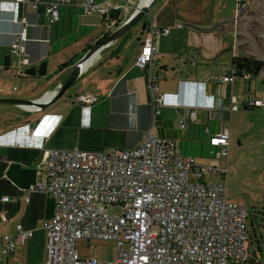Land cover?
<instances>
[{
    "label": "crops",
    "instance_id": "1",
    "mask_svg": "<svg viewBox=\"0 0 264 264\" xmlns=\"http://www.w3.org/2000/svg\"><path fill=\"white\" fill-rule=\"evenodd\" d=\"M80 2L72 0L62 5L60 20L49 24L44 5L35 10L31 0L25 3L0 0V98L37 99L53 94L70 74L72 64L103 38L110 21L96 13L83 14ZM133 2L138 4L140 0ZM242 2L158 0L145 24L141 22L101 49L63 97L49 107L28 111L0 105V235L15 233L19 224L33 231L32 237L17 245L12 260L22 264L46 260L44 225L55 213V201L42 190L29 191L32 184L40 181L38 168L43 148L87 152L132 149L151 130L172 140L176 150L185 155L211 157L218 148L211 145L210 139L223 129L230 131V148L233 122L241 111L264 115V106L244 108L251 96H264V76H261L264 68L248 79L237 76L233 81H222L232 72L235 58L264 61L248 52H256L252 44H239L250 39L239 35L246 32L262 44L264 56L263 25L257 20H241L244 16H256L264 22V0H245L246 7L238 12ZM23 18L26 22L21 23ZM153 19L158 26L171 29L170 34L155 39L153 74L158 77L160 91L168 94V103L162 107L156 123L148 80L144 70L136 65L146 24ZM180 23L184 26L178 27ZM186 24L217 29L199 30ZM22 25L28 27L24 46L30 66L47 61L45 76L19 75L13 67L17 57L10 46ZM81 94L95 95L98 100L82 104L77 101ZM212 102L238 104L242 109L228 111L219 106L211 109ZM187 109L196 110V119L190 118ZM6 196L9 201L3 200ZM2 214H7L9 221H2ZM96 252L92 250L95 258ZM0 264H7V260Z\"/></svg>",
    "mask_w": 264,
    "mask_h": 264
},
{
    "label": "built area",
    "instance_id": "2",
    "mask_svg": "<svg viewBox=\"0 0 264 264\" xmlns=\"http://www.w3.org/2000/svg\"><path fill=\"white\" fill-rule=\"evenodd\" d=\"M25 3L27 0H17ZM36 10L45 7L49 24L61 18L60 7L72 0H31ZM83 14H99L109 21L112 13L122 12L125 20L137 4L133 0H81ZM246 7V5H245ZM241 11V3L238 12ZM1 14V12H0ZM26 22V18L21 23ZM114 24L115 21H112ZM136 65L144 70L151 92L153 119L167 105L168 94L160 91L158 77L153 74L156 54L155 39L168 35L170 27H160L155 19L147 24ZM178 24V27H183ZM28 27L22 25L10 49L17 57L13 66L19 75H26L30 66L24 43ZM249 73L232 70L222 81L230 82ZM98 97L81 94L77 101L92 104ZM178 103V102H175ZM176 106L179 104H175ZM181 105V104H180ZM249 108L264 106V96H251ZM228 111L242 109L238 104L215 105ZM29 111V110H28ZM192 120L196 110L187 109ZM185 125L182 118L181 126ZM218 148L216 159L228 155L230 131L223 129L211 137ZM228 168L213 161L199 162L175 148V143L148 131L142 143L132 149L112 148L100 152L77 149L43 148L38 174L40 181L29 191L42 190L55 201V213L44 225L46 260L39 264H238L250 259L246 251L248 209L230 202L227 184L206 182V177L226 179ZM29 191L26 200H30ZM9 201L8 196L3 198ZM120 206L121 215L108 213V206ZM2 221H9L2 214ZM33 231L22 224L15 233L0 235V262L22 264L12 260L17 245L32 237ZM80 239L114 240L118 256L113 261L83 258L77 249Z\"/></svg>",
    "mask_w": 264,
    "mask_h": 264
},
{
    "label": "rangeland",
    "instance_id": "3",
    "mask_svg": "<svg viewBox=\"0 0 264 264\" xmlns=\"http://www.w3.org/2000/svg\"><path fill=\"white\" fill-rule=\"evenodd\" d=\"M244 1L241 3V11L245 8ZM240 113L233 122L234 129L228 156L216 159L215 156L191 155L199 162L213 161L216 165L227 166L226 179L211 176L205 178L206 182L219 183L225 180L228 200L243 204L248 209L246 251L250 259L238 264H264V115L260 117L251 111ZM229 124L231 127V120ZM122 212L120 206H108V213L111 215H121ZM77 248L86 258H92V250L96 249L99 261L118 256L114 240L93 239L87 242L80 239Z\"/></svg>",
    "mask_w": 264,
    "mask_h": 264
},
{
    "label": "water",
    "instance_id": "4",
    "mask_svg": "<svg viewBox=\"0 0 264 264\" xmlns=\"http://www.w3.org/2000/svg\"><path fill=\"white\" fill-rule=\"evenodd\" d=\"M158 0H140V2L136 5L134 10L131 14L125 19L120 20L122 15L121 11L116 13H112L110 15V27L108 32L103 36L101 40L96 42L93 46H91L85 54L71 66V71L66 80L61 84L58 90L53 92V94L45 97V98H37V99H18V98H0V105H10L16 106L24 110L29 111H42L45 108L49 107L57 100L63 97L65 92L80 78L84 69L87 65L91 62V60L95 57V55L103 49L108 44L115 42L119 38H121L124 34L131 32L136 26L139 25L142 18L146 15L150 14V11L154 4ZM248 20H257L263 25L264 29V22H262L258 17L254 16L252 18L249 17H242ZM112 21H115L113 24ZM187 26L193 29L199 30H215L217 27H212L208 29L200 28L193 24H186ZM239 35H246L250 39L248 41H243L241 43L249 42L252 46L256 49V52L248 51L249 53L255 54L259 59L264 60V56L261 53L262 44L257 41L253 36L247 35V33H239ZM238 44V45H239ZM262 61V60H261ZM25 73L28 76H45L47 74V61H43L39 65H32L25 69ZM261 76H264V71L261 72Z\"/></svg>",
    "mask_w": 264,
    "mask_h": 264
},
{
    "label": "trees",
    "instance_id": "5",
    "mask_svg": "<svg viewBox=\"0 0 264 264\" xmlns=\"http://www.w3.org/2000/svg\"><path fill=\"white\" fill-rule=\"evenodd\" d=\"M147 17L148 15L144 16L140 23L144 22L145 24ZM263 68L264 61L253 58H235L233 61V69L236 70L238 74L249 73L251 75H258ZM244 108L250 109L247 105H245Z\"/></svg>",
    "mask_w": 264,
    "mask_h": 264
}]
</instances>
